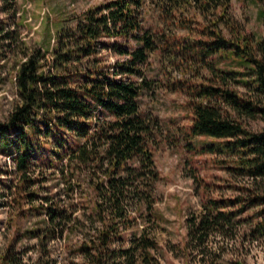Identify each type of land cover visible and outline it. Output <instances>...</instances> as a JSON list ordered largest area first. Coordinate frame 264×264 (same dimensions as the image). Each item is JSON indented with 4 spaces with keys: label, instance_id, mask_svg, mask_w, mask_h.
Masks as SVG:
<instances>
[{
    "label": "rangeland",
    "instance_id": "rangeland-1",
    "mask_svg": "<svg viewBox=\"0 0 264 264\" xmlns=\"http://www.w3.org/2000/svg\"><path fill=\"white\" fill-rule=\"evenodd\" d=\"M111 1L115 0H18L15 13H5L0 2V28L5 30L0 32V264H264V236L253 233L263 206L247 208L239 225L226 236H212L209 255L187 247L186 220L201 211L207 200H247L264 194V179L236 172L242 154L226 149L229 140L191 136L189 98L165 87L177 80L195 82L208 77L205 65L181 63V58L173 60L163 52L151 55L147 78L155 91L143 95L139 103L141 112L159 123L149 143L159 181L127 187L116 205L110 202L112 192L101 188L98 196L95 191L102 181L107 185L105 161L81 164L69 160L85 144L77 133L51 124L53 130L44 135L46 127L38 122L42 131L36 137L30 136V128H5L18 103L16 76L26 56L50 50L45 60L47 72L58 31L71 27L73 17ZM260 7L258 0H233L231 12L247 33L261 35ZM158 10L156 0H148L144 11L147 28L158 30ZM170 32L176 33V29L172 27ZM7 33L15 40L5 39ZM101 55L108 67L122 60L110 52ZM105 118L96 110L91 132L97 120ZM249 129L261 133L264 123L251 122ZM26 150L30 151V181L28 177L24 181L14 164V157ZM51 210L61 214L56 223L48 220ZM113 224L117 225L102 247L101 233ZM143 233L153 244L151 250L133 242ZM88 244L93 251L82 252Z\"/></svg>",
    "mask_w": 264,
    "mask_h": 264
},
{
    "label": "trees",
    "instance_id": "trees-1",
    "mask_svg": "<svg viewBox=\"0 0 264 264\" xmlns=\"http://www.w3.org/2000/svg\"><path fill=\"white\" fill-rule=\"evenodd\" d=\"M17 1L0 0L3 11L15 13ZM232 1L156 0L158 30L144 25L148 0H115L89 8L69 20L73 22L71 27L58 31L47 72L45 60L50 50L26 56L16 76L18 103L5 128H30V136L36 137L42 131L38 123H42L46 127L44 135L53 130L51 124L77 133L85 144L73 151L69 160L81 164L105 161L107 185L102 181L95 191L99 196L101 188L109 190L114 199L110 202L116 205L127 187L159 181L149 146L159 123L141 112L139 101L155 91L147 68L151 55L163 52L173 60L181 58V63L205 65L209 72L200 81L182 79L165 86L189 98L191 136L229 140L226 149L242 154L236 172L254 180L264 179V131L254 133L249 129L251 122L264 123V32L247 33L231 12ZM258 1V19L264 27V0ZM172 27L176 33L170 32ZM4 37L15 40L8 33ZM103 52L122 60L108 67ZM223 62L226 67H221ZM98 109L106 118L97 120L91 132V119ZM29 153L26 150L14 157L17 173L24 181L27 177L30 181ZM151 198L149 194V205ZM254 206L264 207V194L247 200H207L201 211L186 220L188 249L209 255L211 237L226 236L239 225L242 213ZM48 215L50 223L61 218L59 210H51ZM256 217L253 233L264 236V208ZM115 225L101 233L102 247L108 244ZM137 241L136 246L145 251L153 247L144 233L133 240ZM81 251H93L92 244L84 245Z\"/></svg>",
    "mask_w": 264,
    "mask_h": 264
}]
</instances>
